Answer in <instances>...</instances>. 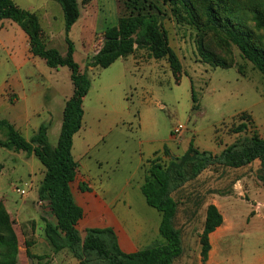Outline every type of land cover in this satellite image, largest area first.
<instances>
[{"label": "rangeland", "instance_id": "rangeland-1", "mask_svg": "<svg viewBox=\"0 0 264 264\" xmlns=\"http://www.w3.org/2000/svg\"><path fill=\"white\" fill-rule=\"evenodd\" d=\"M14 1L38 15L45 38L54 37L47 48L59 53L66 50L62 10L56 2ZM77 1L80 17L68 38L74 61L90 79L82 102V125L72 143V156L79 164L72 193L85 211L77 229L83 233L87 219L109 227L116 220L120 229L114 232L120 248L129 250L124 234L136 250H142L161 240L160 214L146 204L140 191L149 167L146 161L157 158L170 166L175 158L177 165L186 167L190 142L199 151L218 155L253 132L264 138V78L235 47H231V56H225L211 36L178 22L170 6L157 0H150L158 7L152 12L178 57V80L166 60H154L142 48L106 69L86 68L87 54L102 45L103 31L127 16L130 8L127 0ZM144 5L148 7L149 2ZM201 44L231 63L230 68L205 63ZM12 92L18 97L13 104L9 101ZM72 92L66 67L51 69L34 57L19 70L0 47V120L18 122L19 132L28 141L39 126L46 125L43 152L47 157L52 156L50 150L59 136L62 102ZM243 113L250 119L248 130L233 134ZM179 125L182 129L174 135ZM4 139L0 132V140ZM258 168L257 162L239 169L210 167L172 193L178 202L174 226L181 231L183 248L175 264H264V186L257 178ZM43 175L44 168L33 155L0 148V203L18 239L16 264H79L67 246L54 252L46 237L45 221L53 224L55 220L48 206L37 199ZM80 183L90 190L80 192ZM209 204L217 207L223 224L210 235L211 250L203 262L199 236Z\"/></svg>", "mask_w": 264, "mask_h": 264}, {"label": "trees", "instance_id": "trees-1", "mask_svg": "<svg viewBox=\"0 0 264 264\" xmlns=\"http://www.w3.org/2000/svg\"><path fill=\"white\" fill-rule=\"evenodd\" d=\"M56 2L63 14L66 54L62 56L47 48L46 38L38 16L16 6L11 0H0V20H10L18 25L28 37L29 52L33 57L44 60L51 69L66 67L70 72L73 87L71 96L65 101L62 122L57 143L51 157L43 152L47 126H39L36 133L26 140L13 124L0 120V148L15 153L24 152L36 157L44 168V175L37 189V199L45 203L55 222L45 220V233L54 252L67 246L79 264H175L183 254L181 231L174 226L178 213V202L172 193L184 183L196 178L210 167L239 169L257 162V178L264 186V138L257 132L243 140L226 146L218 155L199 151L190 142L185 156L191 155L186 167L177 165L179 159H171L170 166H164L160 159L147 160L148 168L140 191L146 204L159 212L160 241L133 253L120 248L115 232L111 228H87L80 233L78 222L83 210L76 203L72 193L79 164L72 156L74 135L80 130L83 119L82 102L90 88L86 71H81L74 61L73 43L68 38L71 27L80 17L77 0H51ZM90 0H82L83 4ZM168 4L178 22L195 28L202 36L212 39L225 56H231L235 47L242 59L252 64L264 78V0H157ZM149 2L148 7L144 3ZM130 13L118 19L115 26L103 31V42L89 59L86 68L106 69L118 59L134 54L137 48L145 49L154 60H166L175 80L181 73V65L174 51L169 47L166 31L158 22L150 0H127ZM263 32V35L258 32ZM200 55L205 63L214 67L230 68L231 63L214 52L199 45ZM193 103L196 102L192 94ZM239 124L231 131L243 134L248 130L250 119L241 114ZM168 155L167 148L163 149ZM80 192L89 187L79 184ZM223 224V217L217 207H206L202 232L199 236L202 261L208 259L211 245L210 235ZM57 239L62 241L58 243ZM18 239L11 227L9 216L0 203V264H16ZM41 259V257H39Z\"/></svg>", "mask_w": 264, "mask_h": 264}, {"label": "crops", "instance_id": "crops-1", "mask_svg": "<svg viewBox=\"0 0 264 264\" xmlns=\"http://www.w3.org/2000/svg\"><path fill=\"white\" fill-rule=\"evenodd\" d=\"M11 1L16 6H18L19 8H22L24 10L33 12L32 10H30V8H24L22 6V4H20V2H16L14 0H11ZM33 13H35V12H33ZM39 22H40V19H39ZM40 25H41V23H40ZM41 27H42V25H41ZM53 40H54V37L50 38L49 36H46V41H45L46 46L49 43H51V41H53ZM0 47L7 53L8 57H9V60L14 65H17V68L19 70L24 68L29 62H31L34 59V57L29 52L27 35L21 30V28L18 25H16L14 22H12L10 20H0ZM66 51H67V47H66L65 51L60 52L59 54L64 56L66 54ZM96 51L93 53V50L90 49V52H88V54H87V59H90L96 53ZM6 95H8V94L6 93ZM17 98L18 97H17V95L15 93H13V92L10 93L9 101L12 104L17 102ZM65 101L62 102L63 103V107H64ZM31 113L32 114L34 113L33 115L36 114V112H34L33 110L31 111ZM24 121H25V124H26V122H28L26 117H25ZM10 123L13 124L17 130L20 128V126H18V124H17L18 122L15 123L13 121V122H10ZM47 132H48V128H47ZM78 202L80 203L81 209L83 210V214H84V212H85L84 211V204L82 203V201L80 199L78 200ZM111 222H112V220H111ZM113 222L115 223L116 228H115V226L114 227H112V226L109 227V226H106V225L103 226V225H100L99 223H97L96 221H94L93 219L92 220L87 219L86 220L87 227L85 229H87V228H111V229H113V231L116 232L117 229L118 230L120 229V225L117 223L116 220H113ZM123 236H124V239H125V241L127 243L125 246H127V248L129 250L122 249L123 248L122 247L121 248L122 251H124L125 253H133V252L138 251V250H136L134 248L133 243L129 240V238H127L124 234H123Z\"/></svg>", "mask_w": 264, "mask_h": 264}, {"label": "built area", "instance_id": "built-area-1", "mask_svg": "<svg viewBox=\"0 0 264 264\" xmlns=\"http://www.w3.org/2000/svg\"><path fill=\"white\" fill-rule=\"evenodd\" d=\"M100 48V47H99ZM97 52V51H96ZM181 129H182V126L181 125H179V126H177L175 129H173V133H174V135H176V134H178L180 131H181ZM15 191L17 192V193H19V194H21V195H24L25 194V191H23V190H21V189H15Z\"/></svg>", "mask_w": 264, "mask_h": 264}]
</instances>
